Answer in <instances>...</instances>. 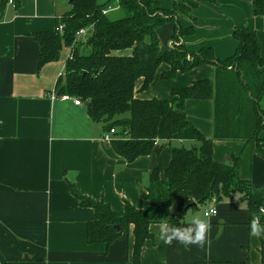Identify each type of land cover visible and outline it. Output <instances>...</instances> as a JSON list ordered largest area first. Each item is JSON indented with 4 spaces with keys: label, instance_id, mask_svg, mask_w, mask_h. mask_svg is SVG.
Returning a JSON list of instances; mask_svg holds the SVG:
<instances>
[{
    "label": "crops",
    "instance_id": "obj_1",
    "mask_svg": "<svg viewBox=\"0 0 264 264\" xmlns=\"http://www.w3.org/2000/svg\"><path fill=\"white\" fill-rule=\"evenodd\" d=\"M156 1L165 9L175 3ZM62 10L59 0H9L0 8V264H134L133 225L109 247L89 243L88 223L95 210L81 205L71 188L106 202L116 212H123L126 202L144 209L148 202L142 193L151 173L158 170L165 179L171 154L159 142L151 154L126 160L105 138L110 131L91 118L85 101L78 105L77 98L57 94L69 49H63L59 60L40 66L35 35L54 31ZM179 25L193 26L194 33L179 35ZM239 26L257 32L264 57V16L254 14L252 0L201 2L191 16L180 13L157 32L162 49L172 44H183L191 52L211 47L216 58L224 60L235 53L233 30ZM114 53L130 55L132 49ZM170 68L161 64L147 89H142L144 78H139L135 96L171 99L173 89L214 78L217 64L178 72L173 79L163 76ZM213 109L210 99L188 100L185 108L187 118L209 138ZM260 138L264 149V130ZM213 142L217 162L233 164L237 159L240 177L264 186V156L252 144L215 138ZM197 144L191 128L172 140L177 147ZM214 206L218 213L207 216L211 227L204 247L165 244L160 232L164 223H153L140 264H264V231L251 234L253 222L264 229V218L254 216L239 193L188 209L182 226Z\"/></svg>",
    "mask_w": 264,
    "mask_h": 264
},
{
    "label": "trees",
    "instance_id": "obj_2",
    "mask_svg": "<svg viewBox=\"0 0 264 264\" xmlns=\"http://www.w3.org/2000/svg\"><path fill=\"white\" fill-rule=\"evenodd\" d=\"M8 1L0 0V8ZM218 1L175 0L173 8L165 9L156 0H74L71 9L57 19L54 31L35 35L40 44V66L59 60L63 49H69L56 92L85 101L94 121L103 123L106 130H116L111 140L116 153L131 162L151 154L159 142L169 148L166 178L161 179L158 170L151 173L142 193L148 202L144 209L126 202L124 211L116 212L106 202L71 188L81 205L95 210L94 220L88 223L89 243L109 247L133 225L134 264H140L142 248L151 238L150 225L182 226L184 214L193 208L187 207L190 204H204L214 197L219 201L239 193L254 216L264 218V186L243 180L237 159L233 164L217 162L213 142V138L241 140L264 156L260 138L264 130V57L257 32L247 26L234 28L237 48L224 60L217 59L211 47L198 52L183 44L162 49L158 37L157 28L178 14L191 16L201 2ZM252 1L254 14L264 16V0ZM60 25L64 35L58 31ZM177 30L181 36L194 33L193 26L185 29L179 25ZM126 49L132 53H114ZM163 63L171 66L163 74L169 79L205 63H216L217 68L212 79L173 89L171 99L137 98L136 81L144 78L142 89H147ZM192 99L213 101V138L187 118L186 103ZM186 128H191L198 144L173 146V137ZM173 204L177 205L176 213L170 212ZM117 225H121V233Z\"/></svg>",
    "mask_w": 264,
    "mask_h": 264
},
{
    "label": "clouds",
    "instance_id": "obj_3",
    "mask_svg": "<svg viewBox=\"0 0 264 264\" xmlns=\"http://www.w3.org/2000/svg\"><path fill=\"white\" fill-rule=\"evenodd\" d=\"M172 209L170 208V211ZM210 222L207 218V214L204 216H194L189 220L186 226H170L162 224L160 227L161 239L165 244H172L173 241H177L179 244L189 247L197 245L204 247L208 240V234L210 231ZM264 229L258 227L257 223L253 222L251 225V234L258 236Z\"/></svg>",
    "mask_w": 264,
    "mask_h": 264
},
{
    "label": "built area",
    "instance_id": "obj_4",
    "mask_svg": "<svg viewBox=\"0 0 264 264\" xmlns=\"http://www.w3.org/2000/svg\"><path fill=\"white\" fill-rule=\"evenodd\" d=\"M10 1L13 2V0H10ZM84 32L85 31H82V33H84ZM175 46H177V45L172 44L171 48H174ZM55 97L56 96L53 94L52 95V98L54 99ZM61 98L62 99H69V98H71V96L69 94H64V95L61 96ZM75 103L79 105V104L82 103V101L80 99H75ZM115 132H116L115 129H111L110 132H109V134H107L105 138L107 140H112V136H113V134ZM211 200L213 202H216L217 201V199L215 197L213 199H211ZM217 213H218V209L214 206V207L210 208L208 211H206L205 214H207V216H211V215H215ZM262 213H264V209H262Z\"/></svg>",
    "mask_w": 264,
    "mask_h": 264
},
{
    "label": "rangeland",
    "instance_id": "obj_5",
    "mask_svg": "<svg viewBox=\"0 0 264 264\" xmlns=\"http://www.w3.org/2000/svg\"><path fill=\"white\" fill-rule=\"evenodd\" d=\"M105 0H99V2H104ZM59 2L61 3L62 7H63V12H67L71 9V3L69 0H59ZM62 16V15H61ZM61 18V17H60ZM58 31L64 35V26L60 25L58 28ZM83 38V37H82ZM80 38V39H82ZM170 208H172V210L170 211L171 213H176L178 211L177 205L173 204Z\"/></svg>",
    "mask_w": 264,
    "mask_h": 264
},
{
    "label": "water",
    "instance_id": "obj_6",
    "mask_svg": "<svg viewBox=\"0 0 264 264\" xmlns=\"http://www.w3.org/2000/svg\"><path fill=\"white\" fill-rule=\"evenodd\" d=\"M70 2H72V1H74V0H69ZM195 206H197V204L196 203H193V204H190V205H188L187 207H195ZM117 231H118V233H121V231H122V227H121V225H117Z\"/></svg>",
    "mask_w": 264,
    "mask_h": 264
}]
</instances>
